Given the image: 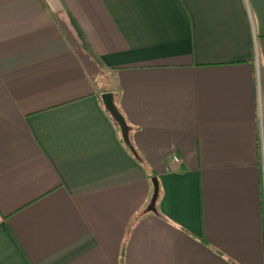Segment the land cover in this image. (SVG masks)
I'll use <instances>...</instances> for the list:
<instances>
[{
  "label": "crops",
  "instance_id": "obj_1",
  "mask_svg": "<svg viewBox=\"0 0 264 264\" xmlns=\"http://www.w3.org/2000/svg\"><path fill=\"white\" fill-rule=\"evenodd\" d=\"M0 264H264V0H0Z\"/></svg>",
  "mask_w": 264,
  "mask_h": 264
},
{
  "label": "water",
  "instance_id": "obj_2",
  "mask_svg": "<svg viewBox=\"0 0 264 264\" xmlns=\"http://www.w3.org/2000/svg\"><path fill=\"white\" fill-rule=\"evenodd\" d=\"M103 100L106 109L110 112L114 120L118 123V125L121 128L122 135L124 137V140L127 142L128 145H131L130 139H129V125L123 116V114L120 112V110L117 108L115 102H114V94L112 92H106L103 94ZM154 182V194L152 197L151 206L149 207L150 210H154V206L156 205V201L159 196V182L158 178L155 177L153 179Z\"/></svg>",
  "mask_w": 264,
  "mask_h": 264
},
{
  "label": "built area",
  "instance_id": "obj_3",
  "mask_svg": "<svg viewBox=\"0 0 264 264\" xmlns=\"http://www.w3.org/2000/svg\"><path fill=\"white\" fill-rule=\"evenodd\" d=\"M172 160L176 164H180L182 162V160L177 155H173Z\"/></svg>",
  "mask_w": 264,
  "mask_h": 264
},
{
  "label": "trees",
  "instance_id": "obj_4",
  "mask_svg": "<svg viewBox=\"0 0 264 264\" xmlns=\"http://www.w3.org/2000/svg\"><path fill=\"white\" fill-rule=\"evenodd\" d=\"M159 198V197H158ZM157 201H158V199H157Z\"/></svg>",
  "mask_w": 264,
  "mask_h": 264
}]
</instances>
